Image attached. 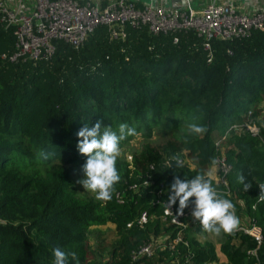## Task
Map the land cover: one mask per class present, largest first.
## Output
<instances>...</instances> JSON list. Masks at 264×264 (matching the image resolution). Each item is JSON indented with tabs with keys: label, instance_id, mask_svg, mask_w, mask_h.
Segmentation results:
<instances>
[{
	"label": "trees",
	"instance_id": "16d2710c",
	"mask_svg": "<svg viewBox=\"0 0 264 264\" xmlns=\"http://www.w3.org/2000/svg\"><path fill=\"white\" fill-rule=\"evenodd\" d=\"M126 33L123 41L110 40L107 28L99 27L78 49L55 42L49 62L11 63L15 38L0 23V264H53L54 248L70 254L68 264H166L176 252L189 255V264L216 263L213 244L198 241L207 232L191 213L182 232L187 247L156 250L134 262L131 254L152 242L165 240L168 246L175 237V227L163 219L164 206L156 204L167 201L174 175L205 174L222 191L215 180L214 143L232 127L221 144L231 167L227 182L233 197L227 199L240 222L260 228L263 241L258 246L246 234L221 233L220 250L227 264H264V202L258 198L264 184V28L247 39L212 41L211 55L190 32L176 34L177 44L175 36L145 28ZM97 120L114 131L126 123L146 140L153 133L170 138L161 150L146 143L131 163L118 159L121 180L108 202L79 197L66 168H82L86 157L76 134ZM193 122L206 132L190 133ZM250 122L257 136L244 127ZM182 131L187 132L180 136ZM182 150L194 169H167L165 157L183 159ZM146 174L151 180L145 186ZM241 175L251 185L247 191ZM188 210L192 205L183 211ZM142 212L146 222L139 226ZM108 223L117 239L104 262L89 236L92 227ZM251 251L255 256L247 254Z\"/></svg>",
	"mask_w": 264,
	"mask_h": 264
},
{
	"label": "built area",
	"instance_id": "2783aa9c",
	"mask_svg": "<svg viewBox=\"0 0 264 264\" xmlns=\"http://www.w3.org/2000/svg\"><path fill=\"white\" fill-rule=\"evenodd\" d=\"M33 1V9L30 12H25L22 11L20 4L18 7L11 8L5 0H0V23L5 29H10L15 38V50L7 58L11 63L49 62L55 53V42H63L78 49L99 27L107 28L110 40H125L127 28L132 30L145 28L152 35L170 34L175 36L173 38L174 44L178 42L176 34L190 32L203 40L204 50L210 55V43L212 41L233 42L247 39L254 31L264 28V6L248 14L232 3L225 5L209 4L197 13L189 9H166L154 4L137 8L135 0H113L103 7L90 3L80 6L75 0ZM5 58L3 56V59ZM244 127L252 135H258L259 129L251 122L245 124ZM234 128L228 129L214 143L217 152L214 160L215 180L223 187L222 191L217 192L222 193L225 198L233 197V194L228 188L227 182L231 167L223 155L221 144ZM127 161L131 163L132 157L128 156ZM168 161L169 159H165V164ZM188 167L193 169L194 165H188ZM151 169L153 170V167ZM150 180L151 175L146 174L143 185H148ZM131 189H135V186H132ZM163 190H159V194ZM115 199L119 204H123L124 200L119 193L115 194ZM156 204L164 206L163 219L175 227V237L168 243V246L163 244L165 240H162V244L160 241L143 245L138 251L132 252V262L137 261L142 256L152 257L156 250L163 251L167 248L177 251L176 246L178 244L188 246L182 238V232L187 228L186 218L191 211H183L182 215H177L178 208L176 206L172 205L168 209L166 201L161 203L159 200L156 201ZM146 217V213L142 212L137 224L143 226ZM130 227L131 223L127 224V228ZM236 232L252 237L258 246L263 241L262 232L254 223L244 224L240 222ZM247 254L255 256V251L247 252ZM189 262V255L181 258L176 252L166 264H189Z\"/></svg>",
	"mask_w": 264,
	"mask_h": 264
},
{
	"label": "clouds",
	"instance_id": "9594fccd",
	"mask_svg": "<svg viewBox=\"0 0 264 264\" xmlns=\"http://www.w3.org/2000/svg\"><path fill=\"white\" fill-rule=\"evenodd\" d=\"M188 130L194 135H202L206 128L195 122L188 125ZM77 148L79 153L86 157L82 165L84 178L80 183L84 190L95 194L98 201L108 202L112 199L115 186L120 182L121 175L117 168V161L122 155L121 142L129 136L139 135L135 127L126 123L119 125L118 131L110 126L102 127L97 120L89 127L84 124L77 132ZM47 159V157H44ZM184 160L180 156H172L167 162L168 168H183ZM244 183V177H239ZM251 185L244 183L247 191ZM259 201L264 202V184L259 186ZM170 194L166 201L168 209L178 201L177 215H182L183 210L192 205L191 216L199 221L203 230L208 233L232 235L239 228V217L236 215L235 205L230 199L221 197L213 187L210 179L205 174H196L190 179H181L174 175L169 189ZM70 254L60 248L53 249V264H68ZM74 257V254H71Z\"/></svg>",
	"mask_w": 264,
	"mask_h": 264
},
{
	"label": "rangeland",
	"instance_id": "374dc122",
	"mask_svg": "<svg viewBox=\"0 0 264 264\" xmlns=\"http://www.w3.org/2000/svg\"><path fill=\"white\" fill-rule=\"evenodd\" d=\"M262 127L264 128V123H262ZM183 132H187V131H182L179 135L182 136ZM169 141L170 138L162 139L156 133H153L151 139L149 140L142 139L140 135H137L130 141L127 147L121 148L122 150L121 157L122 158L125 157L127 159L128 156L133 157L134 154H139L146 143H149L151 146H154L158 150H161ZM181 155L183 157V160H185L184 161L185 166L187 167L188 165L193 166L191 160L188 158V154L186 151L182 150ZM165 158L166 160L171 159V157L169 156ZM66 168L67 169L71 168L70 171L71 177L74 181L77 195L81 198L95 199L94 193L84 190L82 185L78 183V181L84 178V173L82 171V168H77L74 166H66ZM220 237L221 234L215 235L212 233H205L202 236L200 235L199 239L202 244L209 242L211 244H214L216 248H218L219 246L221 247V244L219 242ZM116 239H117V235H116L115 227H113V225L109 226L108 224H106L105 226L102 227H92V232L91 235L89 236V244L91 249L95 251L96 254L102 256L103 259L102 261L105 262V260L107 259L108 251L115 243ZM217 258H219L218 261L213 264H226L224 263L225 259L223 258L222 255L218 254Z\"/></svg>",
	"mask_w": 264,
	"mask_h": 264
},
{
	"label": "crops",
	"instance_id": "0c3cea01",
	"mask_svg": "<svg viewBox=\"0 0 264 264\" xmlns=\"http://www.w3.org/2000/svg\"><path fill=\"white\" fill-rule=\"evenodd\" d=\"M75 1L80 6H84L90 3L96 6L103 7L113 0H75ZM135 1H136L137 8H143V6L145 5L154 4L155 6H162L166 9H183V10L189 9L197 13L201 12L209 4L225 5V4L232 3L237 8H239L240 10L248 14H251L255 12L258 8L264 6V0H135ZM5 2L11 8L18 7V5L20 4L22 11H25V12H30L34 7L33 0H5ZM108 225L111 226L112 224L108 223ZM113 227L115 226L113 225ZM199 237L200 236H198V241L201 243ZM213 246L215 248L216 256L218 257V254L222 255L223 258L225 259L224 263L227 264V259L221 253L220 246L218 248H216L214 244Z\"/></svg>",
	"mask_w": 264,
	"mask_h": 264
}]
</instances>
